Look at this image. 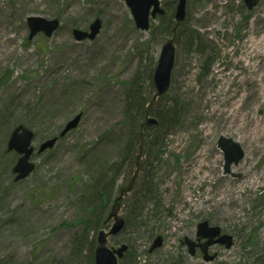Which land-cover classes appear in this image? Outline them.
Listing matches in <instances>:
<instances>
[{
    "label": "rangeland",
    "instance_id": "374dc122",
    "mask_svg": "<svg viewBox=\"0 0 264 264\" xmlns=\"http://www.w3.org/2000/svg\"><path fill=\"white\" fill-rule=\"evenodd\" d=\"M176 1L160 0L164 14L140 30L124 0H0V264H93L97 233L111 226L103 220L136 168L141 130L138 173L120 200L125 224L107 239L128 246L118 264H264V46L241 59L264 37V0L250 10L243 0H186L173 32ZM31 15L60 25L28 39ZM96 18L94 39L73 38ZM171 38L170 83L149 106ZM148 106L157 123L140 128ZM19 124L34 134L35 167L14 181L18 154L6 143ZM219 135L244 151L230 173ZM201 220L233 237L229 248L210 247L209 262L182 244ZM157 235L162 244L149 251Z\"/></svg>",
    "mask_w": 264,
    "mask_h": 264
},
{
    "label": "water",
    "instance_id": "95a60500",
    "mask_svg": "<svg viewBox=\"0 0 264 264\" xmlns=\"http://www.w3.org/2000/svg\"><path fill=\"white\" fill-rule=\"evenodd\" d=\"M244 1L248 8H251L257 2V0ZM125 2L130 8L136 27L141 30H146L148 28L149 15H151V17H154L156 13H164V10L159 6L158 0H125ZM185 3L186 0H177V4L175 6L174 11V19L176 23L174 25L173 31L185 17ZM26 21L29 28V39H31L35 34L39 32H42L45 36H51L59 25V22L56 18L46 19L41 16L33 15L28 16ZM100 27L101 22L97 18L90 24L89 31L73 29L72 34L76 40L93 39L99 32ZM173 61V41L172 39H167L161 48L157 65L154 68L153 82L155 85L156 92L150 102V105L157 96H160L166 92L169 86L170 72L173 66ZM148 109L149 107L146 110L145 123L146 125L150 126L156 124V120L147 116ZM79 120L80 114H76L71 120H69L65 124L64 128L61 130L59 135L63 136L69 130L75 128ZM32 136L33 133L22 125H18L9 136V139L7 141L8 150L14 149L17 153L20 154L15 165L12 168V171L16 173L14 180H20L26 177L34 168V165L28 161L29 156L31 155L33 150V148L30 146ZM55 141L56 137L46 140L45 142L40 144L38 151L41 152L46 148H50ZM217 146L223 151L224 171L229 172L230 165L232 163L237 164L238 161L243 157L244 152L238 142L234 141L232 138H228L223 135H220L218 137ZM141 149L142 141L139 147V155L141 153ZM137 172L138 163L136 170L132 178L130 179L128 185L120 190V195L116 198L114 205L111 207L107 215L106 221L111 218H113L114 220L111 228L107 232L105 230H100L97 234V245L94 250V264H118L117 258H121L124 252L127 250L126 244L120 245L117 249H110L106 246V240L108 235H115L124 226V219L118 216L119 204H117V201L122 198V194L124 192H128L131 189ZM196 234L199 238H206V241L199 245L203 253V259L205 261H210L215 256L209 255L207 252L208 247L210 245L220 243L223 244L226 248H229L232 245L231 235L220 234V228L218 226L209 225L206 220L200 221L197 224ZM161 242V237L156 236L150 246V250L158 247ZM184 243L187 245L189 253L194 254L195 243L188 238H184Z\"/></svg>",
    "mask_w": 264,
    "mask_h": 264
},
{
    "label": "bare ground",
    "instance_id": "6f19581e",
    "mask_svg": "<svg viewBox=\"0 0 264 264\" xmlns=\"http://www.w3.org/2000/svg\"><path fill=\"white\" fill-rule=\"evenodd\" d=\"M263 40V41H262ZM262 40H258L257 41V43L254 45V42L253 43H251L252 45H251V48H250V50H249V48H248V50H247V53H246V56H244V57H241V59L242 60H245V59H252V58H250V56H249V51H250V53L251 52H254V51H260V52H262L263 53V46H264V37H263V39ZM253 74V73H252ZM253 78H256V77H253ZM233 114H236V111L233 113ZM248 123H249V125H251V124H254V121L253 120H249L248 121ZM246 124V123H245ZM257 133V132H256ZM254 134V133H253ZM256 135L257 134H254V136H252L254 139H256ZM257 182H259V179H258V177H256L255 178V180L253 181V184H256Z\"/></svg>",
    "mask_w": 264,
    "mask_h": 264
},
{
    "label": "trees",
    "instance_id": "16d2710c",
    "mask_svg": "<svg viewBox=\"0 0 264 264\" xmlns=\"http://www.w3.org/2000/svg\"><path fill=\"white\" fill-rule=\"evenodd\" d=\"M135 135L137 136V141H138V135H137V133ZM95 194L98 196V198H101L102 199L103 206H104V204H107V200H106L105 195H104L103 192H100L99 189H98V191L96 193L94 192V195ZM104 207H106V206H104Z\"/></svg>",
    "mask_w": 264,
    "mask_h": 264
},
{
    "label": "flooded vegetation",
    "instance_id": "af4514ba",
    "mask_svg": "<svg viewBox=\"0 0 264 264\" xmlns=\"http://www.w3.org/2000/svg\"><path fill=\"white\" fill-rule=\"evenodd\" d=\"M190 239H192L194 242H196L197 243L196 245H198L200 242V240H198V238H197L196 232H195V236L193 238H190Z\"/></svg>",
    "mask_w": 264,
    "mask_h": 264
}]
</instances>
